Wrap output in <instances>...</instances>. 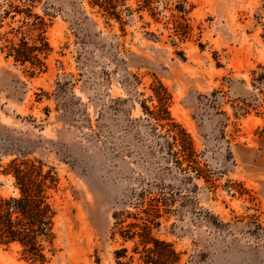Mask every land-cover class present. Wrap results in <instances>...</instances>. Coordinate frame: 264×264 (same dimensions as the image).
<instances>
[{
	"label": "rangeland",
	"instance_id": "rangeland-1",
	"mask_svg": "<svg viewBox=\"0 0 264 264\" xmlns=\"http://www.w3.org/2000/svg\"><path fill=\"white\" fill-rule=\"evenodd\" d=\"M34 1L51 52L32 78L0 52V191L17 194L1 174L13 159L57 172L45 264H115L112 214L155 182L173 205L154 235L180 264H264V0H150L153 16L124 0L122 27L88 0ZM10 2L0 0V16ZM180 6L187 21L175 32ZM21 20L0 19V47L17 40ZM156 82L202 178L184 180L159 150L142 111ZM0 264L32 263L11 245L0 246Z\"/></svg>",
	"mask_w": 264,
	"mask_h": 264
},
{
	"label": "trees",
	"instance_id": "trees-1",
	"mask_svg": "<svg viewBox=\"0 0 264 264\" xmlns=\"http://www.w3.org/2000/svg\"><path fill=\"white\" fill-rule=\"evenodd\" d=\"M88 2L92 7H98L105 18L122 27L120 7L124 0ZM140 2L136 11L146 10L153 16L152 2ZM34 5V0H12L8 10L0 16V19L10 17L12 20L22 17L20 26L11 30L19 35L17 40H6L0 52L5 60L25 68L31 78L46 72V59L51 52L44 36L47 24L33 13ZM177 12L179 16H172L175 32L186 24L188 14L184 6H180ZM35 32L38 34L33 35ZM151 91L152 109L142 102V111L147 116L146 121L157 139L159 150H163L167 161L184 174V180H191V173L202 178L191 136L171 117L168 90L156 82ZM1 174L12 179L17 194L4 196L0 191V246L17 245L32 264L47 263L49 255L54 254V227L58 215L56 197L60 192L57 172L41 161L16 158L7 163ZM165 189L161 182L133 189L127 199L129 207L113 212V236H119L122 241L121 247L113 253L115 264H180L181 254L174 246L154 235L160 220L169 215L173 205L172 194ZM127 243L130 247L125 246Z\"/></svg>",
	"mask_w": 264,
	"mask_h": 264
}]
</instances>
